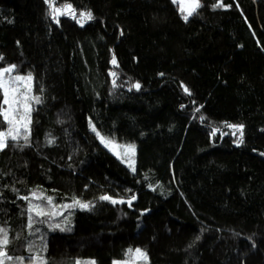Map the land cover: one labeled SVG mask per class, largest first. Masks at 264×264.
<instances>
[{"label": "trees", "instance_id": "trees-1", "mask_svg": "<svg viewBox=\"0 0 264 264\" xmlns=\"http://www.w3.org/2000/svg\"><path fill=\"white\" fill-rule=\"evenodd\" d=\"M201 1L0 0V69L41 99L0 150L3 264H264V0Z\"/></svg>", "mask_w": 264, "mask_h": 264}, {"label": "snow or ice", "instance_id": "snow-or-ice-1", "mask_svg": "<svg viewBox=\"0 0 264 264\" xmlns=\"http://www.w3.org/2000/svg\"><path fill=\"white\" fill-rule=\"evenodd\" d=\"M180 3V10L182 12H187L186 15H184V19L187 20L189 16H191L196 9L200 6L198 0H191L190 3L185 4L184 0H179ZM50 6L53 8V12L57 14H63V15H72V18L75 17V11L72 9L71 5H65L63 9L55 8L54 4H50ZM216 6H223L222 4H218ZM58 20V16L54 17ZM94 19L91 12L86 13H80V20H78V23H83L84 21H90ZM2 59V58H0ZM112 63L115 64L116 60L115 57H113ZM15 65H12L7 68L0 69V90H2L3 93V100L2 103H0V116L3 117V120L7 122L9 125V129L7 133H0V150H2L4 147L7 146V140L10 138L11 140H17L20 134V127H23L25 130L28 129L30 123H31V107L29 101L34 100L36 103H40L41 99L39 96H24V99H20V96L23 95L19 92V88L11 87V84L13 82H24L28 81L30 82L32 80L31 73H29L26 77L21 75H16L15 77L9 76L7 80L4 79L5 74L12 73L16 70ZM113 76H115V73H113ZM27 91H31V84H27ZM135 87L139 88V84L135 85ZM185 92H188V89L185 87ZM5 105L7 107H5ZM227 127L237 128L240 133L241 137L243 136V126L242 125H226ZM93 130L95 131V127L93 126ZM13 132L16 134L14 135ZM99 135V133H97ZM213 135H215V131L213 132ZM25 141L28 140V135H24ZM101 141L105 143V145H110L113 142L106 140L104 137H101ZM52 141H49L51 143ZM242 142V140L240 141ZM135 147L134 145H128L126 146V152L128 153H134ZM131 161V157H129ZM133 163H130V167L133 166ZM133 170L134 167H133ZM35 196V193H33ZM24 199H27V197H24ZM49 203H51V198H47ZM102 200H110L111 197L109 196H102L100 197ZM132 199H135V197H132ZM113 203H117L118 201L113 200ZM123 202V201H119ZM75 203H79V201H76ZM129 205L131 204V200L128 201ZM81 207L87 208V204L80 205ZM30 211L34 212L37 216H44L47 215L42 209L39 208L38 205H31ZM30 224L32 222V217H29ZM55 227L59 228L60 225H55ZM199 239V237H197ZM9 244L8 239V233L6 229L0 228V249L6 248V246ZM129 253H131V257L135 258L137 260H147V253L142 251L141 249L137 248L133 252L131 249H129ZM0 258H7L9 260L12 259V257L7 256V252L0 250ZM23 259V258H20ZM39 262V264H44L43 258L37 257L35 258L33 264H36V262ZM0 264H3V260L0 259ZM76 264H81L80 261H77ZM89 264H95V262H89ZM116 264V262H114Z\"/></svg>", "mask_w": 264, "mask_h": 264}, {"label": "rangeland", "instance_id": "rangeland-1", "mask_svg": "<svg viewBox=\"0 0 264 264\" xmlns=\"http://www.w3.org/2000/svg\"><path fill=\"white\" fill-rule=\"evenodd\" d=\"M174 2L176 3V5L178 6V8L180 10L179 0H174ZM184 2H185V4H188V3L191 2V0H184ZM198 2H199V5H200L198 8H200L203 5V3H202L201 0H198ZM180 12L182 13L183 16L187 14L186 11L182 12L180 10ZM10 66H5L4 68L10 67ZM14 75L16 76V75H21V74L8 73V74H5L4 79L7 80L9 78V76H14ZM27 75H21V76H25L26 77ZM29 83L32 85V80L30 82H28V81L16 82V83H14L15 85L11 84V87H14V88L18 87L19 90L22 91L23 99H24V96H27V94H26L27 89H25V88H27L26 85L29 84ZM5 107H7V106L5 105ZM95 131L97 133H99L98 138H99L100 141H101V137H104L106 140H109V141L113 142L112 144L106 146L105 143H103L101 141V143L105 147H107L118 158H120L121 161L124 162V164L127 165L131 170H133V167H134V169H136V145H135V143L122 142V141L114 140L113 138H109V137L103 135L96 127H95ZM128 145H134V147H135L134 153L126 152V146H128ZM129 157H131V161H130ZM132 162H134L133 166L130 167V163H132ZM113 199L114 200H119V198H113ZM114 262H116V264H132V261H129V260H117V261L97 260L95 264H114Z\"/></svg>", "mask_w": 264, "mask_h": 264}]
</instances>
